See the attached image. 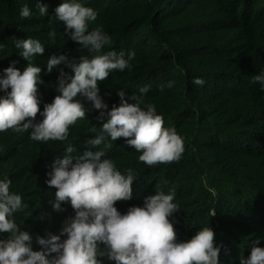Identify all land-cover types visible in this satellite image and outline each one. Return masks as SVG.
<instances>
[{
    "label": "trees",
    "instance_id": "trees-1",
    "mask_svg": "<svg viewBox=\"0 0 264 264\" xmlns=\"http://www.w3.org/2000/svg\"><path fill=\"white\" fill-rule=\"evenodd\" d=\"M62 2L0 0V73L13 61L21 71L28 64L15 47L16 39L30 37L45 45L42 56L32 60L42 68L44 82L38 85L41 112L58 95L59 70L46 74L48 58L62 53L76 61L91 58L65 34L62 22L50 19ZM83 2L98 13L90 28L102 26L111 38L102 52L115 50L125 56L135 52L129 69L112 72L99 82L109 110L113 104L119 105L117 91L139 94L140 88L148 86L141 107L155 105L164 126L174 127L185 143L179 161L153 166L140 162V153L123 137L117 141L109 138L98 147L118 170L127 174L131 169L137 177L133 199L118 201V211L125 214L132 206H143L148 196L174 191V203L180 210L170 220L177 240H190L198 229L210 226L217 245H222L221 264H241V257L251 254L253 241L259 240L264 247V92L252 81L264 70V0ZM37 4L47 5L49 15L40 16ZM24 5L32 10L31 18L20 16ZM52 30L55 40L48 36ZM61 67L75 74L72 68ZM196 77L205 83L194 85ZM169 81L174 82L171 88L167 87ZM85 106L90 108V103L85 101ZM99 115L97 110L88 111L84 119L70 126L67 141L37 142L30 139L31 129L0 133V179H10V190L28 205L14 219L33 236L34 251L42 248L37 235H60L65 221L75 214L70 205H63L62 212L53 209L50 201L56 189L48 186L47 173L58 157L63 158L69 144L77 149L74 156L86 150L84 141L99 134L106 122L107 117L101 120ZM43 118L38 113L36 123ZM100 259L115 264L107 257Z\"/></svg>",
    "mask_w": 264,
    "mask_h": 264
},
{
    "label": "clouds",
    "instance_id": "clouds-1",
    "mask_svg": "<svg viewBox=\"0 0 264 264\" xmlns=\"http://www.w3.org/2000/svg\"><path fill=\"white\" fill-rule=\"evenodd\" d=\"M40 16H48L45 4H37ZM50 19L62 22L65 34L90 54L81 61L70 59L67 54H54L46 64V74L59 70L56 95L51 103L44 104L38 97L42 84V68L32 63L33 57L42 56L45 45L39 39H16L19 55L28 61L21 71L16 61L0 73V133L9 129L17 133L31 129L30 139L37 142L67 141L69 128L86 117L88 111H99L103 120L99 134L84 141L86 150L73 155L77 149L69 144L63 158H57L48 172L47 184L55 188L54 210L62 212L63 205H70L74 216L69 217L60 235L50 232L36 236L41 250H33V236L16 223L14 214L28 205L22 196L10 190L12 181L0 179V264H104L100 257H107L115 264H221V246L210 226L198 229L190 240L178 241L177 231L170 217L179 211L174 203L175 192L159 191L145 198L143 206H132L127 213L118 211V201L133 199V184L137 177L131 170L127 174L117 169L114 162L104 159L105 152L97 150L109 138L117 141L123 137L129 146L140 153V162L153 166L179 161L185 152V143L174 127H165L162 115L153 104L141 107L148 86L139 94L116 92L119 105L109 104L100 95L99 82L110 73L123 72L131 67L135 52L115 50L102 52L111 41L102 26L94 29L90 24L98 13L85 6L83 0H63L54 8ZM33 15L29 6L20 10L22 18ZM55 40L56 31L48 33ZM2 51V48H0ZM64 65L74 70L68 73ZM264 92V70L252 77ZM192 83L202 86L205 81L196 77ZM169 81L167 87H173ZM85 101L90 103L86 108ZM129 101H134L130 103ZM38 113L43 120L36 123ZM91 131L96 132L93 128ZM207 184V181H205ZM215 195V190L209 188ZM212 216L216 215L213 210ZM7 233V237L4 234ZM62 237H64L62 239ZM103 245V248L101 247ZM241 264H264V247L260 241L251 244V254L241 257Z\"/></svg>",
    "mask_w": 264,
    "mask_h": 264
}]
</instances>
